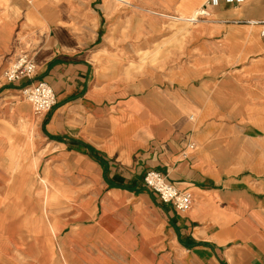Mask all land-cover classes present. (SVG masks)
Segmentation results:
<instances>
[{
  "label": "crops",
  "instance_id": "1",
  "mask_svg": "<svg viewBox=\"0 0 264 264\" xmlns=\"http://www.w3.org/2000/svg\"><path fill=\"white\" fill-rule=\"evenodd\" d=\"M51 1L0 0L1 55H7L9 30H14V36L35 41L31 52L36 62L33 77L7 85L1 93L12 97L18 86L42 80L55 94L54 106L38 116L42 151L72 153L77 166L85 164L82 157H88L98 168L104 204L126 201L153 216L140 232V240L127 250L138 254L137 264H264V112L259 109L261 88L254 87V78L264 79V42L258 34L260 25L247 22L264 20L258 18L261 0L207 6L208 13L219 19L213 24L218 34L224 39L233 35L234 69L225 70L224 56L218 59L221 74L212 75L204 65L190 76L177 73L165 88L176 115L170 131L166 138L146 144L140 136L145 132L144 101L135 96L116 101L114 90L100 80L94 52L87 48L98 36L97 15L90 12L89 27L75 29L79 17L70 13L76 11L64 10L58 22L59 8ZM206 1L163 0V5L179 15ZM113 6V1L103 0L106 12ZM260 14L264 16V6ZM231 17L246 24H231ZM12 44H19L17 38ZM227 72L231 74L226 76ZM244 79H251L254 87L250 91L254 101L246 104ZM216 92L225 97L220 103L212 98ZM231 93L237 101L234 112L226 103ZM115 102L122 104L115 106ZM123 114L130 118L121 120ZM95 119L110 124L118 152L82 137L88 122ZM190 143L193 149L187 148ZM19 163L15 170L27 182V166ZM27 163L36 166L38 161ZM150 169L178 190L191 193L193 202L187 212H176L144 186V173ZM40 181L45 184L43 177ZM111 184L126 185L131 191ZM61 227L56 225V231ZM154 253L157 258H147Z\"/></svg>",
  "mask_w": 264,
  "mask_h": 264
},
{
  "label": "rangeland",
  "instance_id": "2",
  "mask_svg": "<svg viewBox=\"0 0 264 264\" xmlns=\"http://www.w3.org/2000/svg\"><path fill=\"white\" fill-rule=\"evenodd\" d=\"M53 1L59 8L55 14L58 22L64 10L76 11L70 13L79 17L75 29L89 27L86 16L90 12L97 15L98 36L87 48L94 52L92 59L100 80L114 90L116 101L133 99L132 96L144 101L145 132L140 136L145 144L166 138L170 131V122L176 115L165 88L178 74L193 75L192 71L201 65L212 75L221 74L218 59L224 56L225 70L234 69L233 35L224 39L218 34L213 24L219 19L213 13L198 16V21L185 22L173 19L178 14L171 7L165 8L163 0H129L127 4L109 0L114 6L108 12L103 9V0ZM257 3L258 18L264 19L260 14L264 0ZM134 6H142L144 10ZM149 10L173 15V18ZM238 20L242 19H229L234 25L246 24ZM259 31L260 27L258 34ZM9 33L12 46L5 50V57L0 53V264H137L138 254L127 250L140 240V232L153 216L147 210L133 209L126 201L104 204L98 168L88 157H82L85 164L77 166L72 153L65 156L59 151H42L40 117L32 113L30 103L21 93L25 85L18 86L12 97L1 93L3 87L12 84L3 76L5 67L14 62L21 50L32 55L35 44L34 40L19 34L14 36V30ZM15 38L19 44L13 46ZM244 80L247 93L243 94V103L254 101L250 94L252 88H261L258 101L259 109L264 112V79L254 78V87L251 79ZM218 94L211 97L220 103L225 97ZM226 98L230 111L234 112L237 101L233 93ZM116 103L122 104L115 102V106ZM126 118L130 117L123 114L121 120ZM105 123L91 120L82 137L118 152L116 137L110 124ZM31 159L38 161L36 166L28 165ZM21 162L27 166V182H22L15 170ZM41 177L45 184L40 181ZM56 225L62 226L59 231L52 230ZM122 250L125 254L120 253ZM157 256L147 254V258Z\"/></svg>",
  "mask_w": 264,
  "mask_h": 264
},
{
  "label": "built area",
  "instance_id": "3",
  "mask_svg": "<svg viewBox=\"0 0 264 264\" xmlns=\"http://www.w3.org/2000/svg\"><path fill=\"white\" fill-rule=\"evenodd\" d=\"M224 2L228 4H240L244 0H207L202 6L205 10L203 15H208L207 6H215ZM248 24L260 25L259 35L264 42V20L247 21ZM36 71V62L34 56L27 51L21 50L14 62L6 67L3 76L8 83L18 82L22 79H30ZM21 93L30 103L32 113L40 116L48 112L55 104V94L52 87L42 80L31 81L25 84ZM188 149H193V143L188 144ZM144 186L153 192L162 203L170 204L176 212L185 213L192 205L193 199L191 193L178 190L173 184L168 182L164 175L156 170H147L143 176Z\"/></svg>",
  "mask_w": 264,
  "mask_h": 264
},
{
  "label": "bare ground",
  "instance_id": "4",
  "mask_svg": "<svg viewBox=\"0 0 264 264\" xmlns=\"http://www.w3.org/2000/svg\"><path fill=\"white\" fill-rule=\"evenodd\" d=\"M117 2H124V3H129V0H116ZM182 1H187V0H182ZM166 2L168 3H173L174 0H166ZM108 6H110V4H108ZM136 9H143L144 8L141 6H134ZM148 12L150 13H154L156 15H161V16H166V17H171L173 18V15H167V14H162V13H159V12H156L154 10H149ZM205 13V10L198 6V7H194L190 12L188 13H183V12H179V15L178 17L176 18H173V19H177V20H183V21H188V22H192V21H197V19L199 18L198 16H201L202 14ZM47 191V190H46ZM53 231H56L55 228H52ZM51 232V231H50ZM30 243V242H29ZM31 245V244H30Z\"/></svg>",
  "mask_w": 264,
  "mask_h": 264
},
{
  "label": "trees",
  "instance_id": "5",
  "mask_svg": "<svg viewBox=\"0 0 264 264\" xmlns=\"http://www.w3.org/2000/svg\"><path fill=\"white\" fill-rule=\"evenodd\" d=\"M111 187H118V188L127 189L131 191V189H129L128 186L123 185V184H111Z\"/></svg>",
  "mask_w": 264,
  "mask_h": 264
}]
</instances>
